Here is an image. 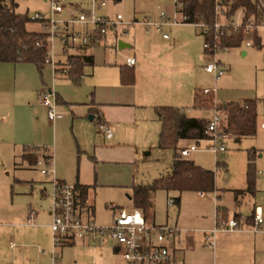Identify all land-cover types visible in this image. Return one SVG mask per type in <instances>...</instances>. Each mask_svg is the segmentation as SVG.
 Returning <instances> with one entry per match:
<instances>
[{
  "label": "rangeland",
  "instance_id": "obj_1",
  "mask_svg": "<svg viewBox=\"0 0 264 264\" xmlns=\"http://www.w3.org/2000/svg\"><path fill=\"white\" fill-rule=\"evenodd\" d=\"M59 1L62 4H77L82 8H89L90 6V0ZM47 10L48 4L43 0H20L16 6L17 12L26 13L28 17H32L35 12H46ZM161 10L172 13L174 11L173 1L109 0L107 7L99 11V13L110 15L121 13L125 20H132L133 18L141 20L144 16L155 18ZM58 17H65V14H60ZM27 27L31 30L42 32L39 24L34 21L28 22ZM141 28L140 26L136 28L138 34L141 32ZM132 30V26H129L128 33L122 38L124 39L131 35ZM164 31L169 33V35L173 33L178 41L177 44L180 43L181 47L178 48L177 55L174 56L173 64L165 65L164 68L156 70V74H161L159 78H151L153 81L161 82L160 85L162 87L158 89H161L162 93L160 95L162 97H171L170 90H174L173 85L180 83L181 89L178 92L182 94V97L178 98V100L176 99L178 107L182 106L181 108H184L186 112L189 111L190 115L199 114V112L192 110L194 109L192 107V94L196 89H198L197 94L201 99H207V97L202 95L200 90L215 87L216 101H233L237 103L245 99H254L256 101L258 117L257 131L254 136L242 137L237 143L234 142V137L229 138L225 141L226 150L224 152L214 154L208 150L198 149L190 152L187 156L188 159L193 160L205 169L215 171V188H234L245 186L249 162L248 155L253 153L255 187L264 193V180L262 179V173H264V128L261 126L264 119V45L260 48L245 47L248 52L246 56L241 55V49L239 48L220 51L217 57L224 61L227 70L215 84L212 75L205 73L203 66L206 64L207 59L201 55V49L199 50L201 58L198 59L195 55L198 46L200 45L201 48L202 45V37L199 34L200 28L198 26L179 24L173 27H166ZM261 35L264 39V30H261ZM108 49L105 54L100 51L94 52L97 58L96 75H98V78L95 83L98 90H102L101 86L105 87L115 84V81L113 84V80L116 77L115 70L106 69L108 71L101 76L104 70L103 66H107L108 62H123L126 57L132 56L134 53L138 59L142 52L137 45L132 46L130 49L119 50L115 47H108ZM54 52L56 59L63 57L59 64L70 66L71 71V58L76 56L75 53L70 51L64 56L61 45L55 41ZM188 53H190L189 56ZM85 67L86 65L82 69V74L78 75V78L72 75L62 76L59 72L54 73L53 66L50 63H45L41 72L35 67L39 78L38 91L51 87L56 92L58 85H61L64 86L65 90L60 89V93L70 95L78 103L85 102V99L94 90V88L92 89L94 87L93 84L86 85L85 83V80L89 77V74L84 70ZM99 72L101 74H98ZM55 76L60 81L53 85ZM155 89L157 88H153V90ZM142 90L144 91L141 95L138 94L139 97L146 94L145 91L147 89L142 88ZM35 97L32 98L31 104L33 101L38 100L37 93H35ZM212 103L213 98L211 103H209L210 111L202 113L209 119L214 116V111L211 109ZM35 108L26 109V113L22 112L24 115H22L18 125V138L22 137L25 141H28L30 135H32L33 140L25 142L28 147L50 148V152H55L54 147L56 145L58 156L56 157V163L55 155L52 162L55 177H62L69 184H74L79 177L81 182L95 185V190L94 192L92 191L90 198L95 206L97 224H108L112 214V210L108 208L110 202L125 207L130 206V202L127 201L125 196L124 187L119 185L130 184L132 180L147 184L160 175L167 173L170 168L173 151L171 149L161 150L156 147V129L151 130L152 133L148 140L150 146L143 148L142 142L145 130L140 126L136 130L130 129L131 132L128 133L126 132L127 130H124L117 141L121 144V147L109 149L110 141H104L98 133L96 118L91 121L88 119L87 114H82L85 123H74L72 119L74 116L70 109L66 106L64 108L58 105V109L64 112V117L57 120V137L54 141L52 132L55 122L48 119L44 107L38 108L35 105ZM79 111H74L76 118H78L77 114H79ZM29 132L31 133L30 135ZM154 141L155 144L152 146ZM189 142H192V140L187 141V143ZM203 144L204 142H200V145ZM101 145L103 148L97 149L98 153L102 152V156L105 158L116 157L120 162H95L92 159V156L95 155V146ZM183 145V143L180 144V146ZM28 150L35 151L31 148ZM20 152L21 147L16 150L12 141L0 138V223L2 225L13 222V219L8 214L16 209L24 210L28 207V209L33 208L38 211V208L48 206L50 203L49 198H44V201H41L44 186L47 187V191L52 196L53 177L51 175H42L39 172L40 167L36 164L29 165L27 162H22L18 158ZM38 152L43 151L40 150ZM36 156L37 160L44 157L41 153ZM98 176H100V181H96ZM212 193L206 192V196L200 198L194 191H185L181 196L182 205H184V215L187 214L186 216H188L192 212L209 215V213L213 212L214 202L212 198L214 195ZM175 194L169 193L167 195L163 190L156 192L154 198L155 220H153L155 224H163L167 221L168 223L174 222L177 206L175 204L172 206L168 205L167 198H173ZM13 234L14 231L11 229L7 230L5 227L0 226V264H51L53 253H58L57 256L61 264H121L119 255H114V253L109 252L105 248L100 251L98 248H93V246H83L79 241L62 249L60 247L55 248L52 242V233L51 240L48 243L42 244L43 246L39 247L38 251L36 246L32 247L35 253L26 257V255H20L22 250L20 246H24L26 249L31 248L30 245L34 239L22 237V233H17L15 234L16 236ZM175 264L183 263L177 262Z\"/></svg>",
  "mask_w": 264,
  "mask_h": 264
},
{
  "label": "crops",
  "instance_id": "obj_2",
  "mask_svg": "<svg viewBox=\"0 0 264 264\" xmlns=\"http://www.w3.org/2000/svg\"><path fill=\"white\" fill-rule=\"evenodd\" d=\"M183 25H190V24H183ZM138 26H140V28L142 27L141 25L132 26L133 32H131V35H129L124 39L122 38L119 41L116 49L119 50L125 48L130 49L132 46L134 47L135 45H137L142 50V52L140 53V57H138L137 59L134 53L132 56L126 57L125 61L123 62L120 63L108 62L107 66H103L104 70L102 74L100 72L98 73L101 74V76H103L108 71V70L106 71V69L115 70L116 77L115 80H113V84L115 81L114 85L105 86V87L101 86L102 90H98V87L95 83V80L98 78V75H96L97 58L95 57L94 52L100 51L101 53L105 54L109 50L108 47L111 46L104 45V46L87 47L83 49L82 52H78L75 50L72 51L73 53H75V55H82L89 57L92 61L91 64L86 65L84 70L89 74V77L87 78V80H85V83L86 85L93 84L94 87H92V89L94 88V90L90 93L89 97L85 99L86 100L85 102L78 103L76 99L71 98L70 95L66 93H60L59 91L60 89L65 90L63 88L64 86L58 85L57 91L55 92L53 90L56 93V97L58 100L57 105L63 106L64 108L66 106L70 109L71 113H73L74 116L72 117L74 123L75 122H78L80 124L85 123L82 114H87L88 119L92 121L95 118V114L98 110L102 113V118L108 124H110L111 129L113 131V135L110 139H105L102 134H100L99 132L98 133L102 136L104 141L107 142L110 141L108 145L109 149L121 147V144H119L117 141L124 130H127L126 132L128 133L131 132L130 129L136 130L139 129L140 126L143 128V130H145L143 133V142H142L143 148L150 146L148 140L150 139V135L152 131L155 129H156V138H157L156 147L158 148L161 121L159 120V117L155 112V107L164 106V105L178 107L177 100L178 98L180 99L182 97V94L178 92L181 89L180 83L179 84L176 83L175 85H173L174 90L173 91L170 90L171 97L168 96L162 97V95H160V93H162L161 89H158L159 87H162L160 85L161 82H156L151 80V78L156 79L157 77L159 78L161 76L160 73L158 74L155 73L156 70H160L164 68L165 65L173 64L174 56L177 55L176 52L178 48L181 47L180 43L177 44L178 41L176 39V36H174L172 33L173 36L170 35L169 39H164L159 32H156L154 30H152L149 34H146L144 32L143 27L141 28V32H139L138 34L136 30ZM191 26H195V25H191ZM27 29L30 31H34L29 29L28 27ZM36 32H40V31L37 30ZM199 34L202 37V43H203V36L200 32ZM260 37L262 40V44L264 45V39L261 33H260ZM110 39L111 38H108V41H111ZM237 48L241 49L240 51L242 56H246L248 54L247 50L245 49V46L230 47L228 50L237 49ZM200 49L202 51L201 55L205 57L202 45L201 48L199 45L197 51H195L196 58L198 59L201 58L199 51ZM189 55L190 53H188V56ZM62 58L63 57H58L57 59L61 61ZM128 58H134L135 60L134 65L132 66L127 65L126 60ZM220 61L227 70V66L224 63V61H222L221 59ZM121 67H125L126 69L132 72L133 83L131 84L121 83L120 81ZM205 73L207 72L205 71ZM37 75H38L37 70L35 66L31 63L0 62V138H4L12 141L13 146L15 147L16 150L17 148L21 147V152L18 154V158H20L22 162H27V164L29 165L36 164L34 162V159L37 157L36 155L40 153L45 157H47V155L50 156L51 163L54 161V155H55V163H56V157L58 156L56 145L54 147L55 152L54 151L38 152L40 150L35 149L36 147H33L35 151H29L27 149L28 146L25 144V142H29L30 140H33V137L32 135H30L31 134L30 132H29L30 139L28 141H25V139L22 137L18 138L17 136V132L19 130L18 125L20 123V120L22 119V115H24L22 114V112L26 113V109L35 108V105L38 106V108L44 107L39 101L41 91H38L39 78ZM57 81H60V79L59 78L57 79L55 76V79L53 80V85H55ZM217 81L214 80L215 84L217 83ZM142 88L145 90L147 89L148 91L146 90L145 91L146 94L145 95L143 94L141 97H139L138 94L141 95L142 92L144 91L142 90ZM153 88H157V89L153 90ZM197 91L198 89L194 90L192 94L193 98L194 95L197 93ZM35 93H37L38 100L33 101V103L31 104L32 98L35 97ZM214 98L216 101V97ZM174 100L176 101L174 102ZM216 102L219 104H223L224 102H229V101H223V102L216 101ZM78 105L81 106L78 107ZM79 110L80 111L82 110V112H80ZM192 110L194 112H199V114L190 115L188 113L189 111H187L186 113L188 116L205 118L209 120V118L207 116L202 115V113L209 112L210 109H192ZM74 111H79V114H77L78 116L76 115L79 119L75 117ZM63 117L64 114L58 116L53 120L55 122V124H53V132H52L54 141L57 137V127H56L58 123L57 120L62 119ZM232 137H234L235 143L239 142L240 139L242 138L235 136ZM181 143L184 144L182 148L188 144L187 141H181L180 144ZM154 144L155 141L152 144V146ZM102 148H103L102 145L95 146V151H94L95 155L92 156V159L95 162L98 161L100 162L106 161L110 163L120 162L118 161V159H116V157L113 158L103 157L102 152L99 153L97 152V149H102ZM161 150H166V149H161ZM183 158L188 159L187 156ZM171 164L168 172L160 175L159 177L170 174ZM55 173L57 174L56 170ZM55 178L59 181H64L62 177L57 176ZM98 180L100 181V176L97 177L96 181ZM76 183H78L79 185L88 186L84 198L83 197L81 198V195L79 196V203H80V207L88 208L90 210L91 217L93 221L96 223L95 206L92 199L90 198L92 191L94 192L95 190V185L81 182L79 177L75 180L74 184ZM137 184H143V183H138L132 180L130 184L124 183L123 185H119L124 187L125 196L127 198V201L130 202V206L125 207L123 205H118V204L117 206L124 208L132 207L131 200L129 197L130 186ZM245 188H246V181L244 187L215 188V190L212 193L214 195L212 198L214 202L213 212L209 213V215L200 214L198 212H192L189 213L188 216H186L187 214L184 215L183 212L184 205H182V200H181V196L185 191L176 192V191H166L164 189H158L165 191L167 195L169 193H176L175 197L167 198V201L169 198H172L174 200L173 204L177 206L176 218L172 223H168V221L163 223L177 228V233L174 235V237L170 242L173 264L177 262L183 264H264L263 234L252 233L247 229H241L232 232H228L224 230H216L213 234L211 233L215 226L216 214L218 212L217 210H219L221 216L225 219L234 216H239L241 214L250 216L255 206H261L262 209L264 210V193L261 192L262 190L256 189L255 187L254 194H249V193L235 194V192H237L238 190H243ZM78 192L80 193L79 190ZM156 192L152 197L153 219H150L152 221L155 220L154 198ZM194 192L198 194L200 191H194ZM204 194H206V192H204ZM41 195L43 197L41 201H44V198H49L50 203L48 206H45L44 208L42 207L38 208V211L35 210L36 213L32 222L29 223L27 220L29 209L32 208L28 209L27 207L24 210L16 209L15 211H12L8 214L13 219V222L7 223L6 225H2L0 223L1 227H5V229L7 230L11 229L12 231H14L13 234L14 236H16L15 234L17 233H22V237H31L32 239H34L33 243H31L30 245L31 248L26 249L24 246H20V248L22 249L20 255L23 256L26 255V257H28L29 254L31 255L35 253V250L32 247L36 246L38 251L39 247L43 246L42 244L48 243L51 240L50 239L51 230L49 227V223L51 220L50 217L51 194L49 191H47V187L44 186ZM205 196L206 195H204L203 197L200 196L199 197L204 198ZM176 197H178L179 199L178 203L176 202L175 199ZM173 204H171L170 206H172ZM112 215H113V211L108 223H110L112 219ZM208 235H210L211 239L214 242L213 246L209 245L206 242V236ZM76 241H79L80 244L83 246H93V248H98L100 251H103V249L105 248L108 249L109 252L114 253V255H119V253L117 252V248L115 247V244L106 238H100L95 240H93L90 237H86L84 239H73L65 242L60 248L62 249L63 247L66 246H72L76 243ZM61 249H60V253H61ZM120 263L122 264V261H120Z\"/></svg>",
  "mask_w": 264,
  "mask_h": 264
},
{
  "label": "built area",
  "instance_id": "obj_3",
  "mask_svg": "<svg viewBox=\"0 0 264 264\" xmlns=\"http://www.w3.org/2000/svg\"><path fill=\"white\" fill-rule=\"evenodd\" d=\"M14 1L17 3L20 0ZM43 1L48 4V10L35 12L32 17L28 18L39 24L45 36L47 47L45 63L52 64L54 73L59 72L63 76L71 75L70 66L60 65V60L55 58L54 41L61 45L65 56L70 51L82 52L83 49L92 46L107 45L116 48L122 36L128 33L129 26L141 25L146 34L154 30L159 32L164 39H169L170 35L164 31V28L190 24L200 28L203 36L202 47L207 59L203 67L217 81L226 72L217 54L230 48L221 44V39L237 34L252 36L257 33L260 35L261 30H264L263 0H252L259 4L262 13L260 16L251 15L248 18H245L244 8L231 11V0H213L215 18L210 26L202 21H190L189 16L180 11V0H172L174 4L172 13L161 10L155 18L144 16L141 20L136 18L125 20L121 13L113 15L99 13L107 7L109 0H90L89 8H82L73 3L62 4L59 0ZM6 2L2 0V3ZM60 14H65V17H58ZM108 38H111V41H108ZM241 46L252 47L253 39L251 37L243 39ZM126 63L132 66L135 60L128 58ZM215 90V87L200 90L202 95H212L211 109L214 111V116L208 121L204 138L193 140L180 149L182 157L198 149L208 150L214 154L224 152L226 150L225 141L233 136L225 129V116L219 103L215 101ZM40 103L46 108L50 121L64 114L58 109L56 93L52 88L41 90ZM95 118L98 132L105 139H110L113 131L110 124L102 118L99 110ZM261 126L264 128V119ZM200 142L204 144L200 145ZM35 149L43 152L50 151V148L45 147ZM36 165L40 167L39 172L42 175L53 177L49 227L55 248L73 239L106 238L115 244L122 264H173L170 242L177 233V228L166 224H155L152 220L146 219L140 209L119 207L112 202L108 205V208L113 211L110 223L97 224L93 221L90 210L80 207L76 185L55 178L50 156L39 158ZM262 177L264 179V173ZM198 194L200 197L205 195L202 191ZM167 203L171 205L174 200L169 198ZM35 213L33 208L30 209L27 219L29 223L32 222ZM241 229L264 235V210L261 206H255L250 216L241 214L238 217L225 219L217 213L215 226L211 233L213 234L216 230L232 232ZM206 242L211 246L214 244L210 235L206 236ZM51 264H61L57 253L52 254Z\"/></svg>",
  "mask_w": 264,
  "mask_h": 264
},
{
  "label": "trees",
  "instance_id": "obj_4",
  "mask_svg": "<svg viewBox=\"0 0 264 264\" xmlns=\"http://www.w3.org/2000/svg\"><path fill=\"white\" fill-rule=\"evenodd\" d=\"M231 11L244 8L245 18L251 15L260 16L262 13L259 4L252 0H231ZM264 2V0H263ZM181 13L188 15L192 22H204L211 25L214 22L213 0H180ZM17 3L0 0V62H24L35 65L39 72L42 71L46 58V42L42 32L30 31L26 25L30 22L26 13L16 11ZM253 39V47L263 46L259 34L252 36L244 34L224 37L221 44L228 47H240L243 39ZM38 43V45H37ZM91 59L86 56L76 55L71 58L72 76L82 74L85 65L91 64ZM130 76V77H129ZM120 81L122 84L133 83L132 72L125 67L120 68ZM207 99H201L196 93L193 98L194 109H210L209 103L212 95H206ZM209 97V98H208ZM57 100V97H56ZM58 101V100H57ZM225 116V129L235 137L253 136L257 130V109L254 99H245L240 103L229 101L220 105ZM155 112L161 121L158 148L171 149L173 159L171 172L166 176L154 179L149 184H137L130 186V200L132 207L140 209L146 219H153L152 197L158 189L166 191H202L213 192L215 190V173L211 169H205L192 160L180 155L181 141H193L204 138L208 119L188 116L186 110L177 106H157ZM27 149H29L27 147ZM31 149H34L31 147ZM37 158V157H36ZM34 162H37V159ZM254 154L248 155V168L246 172V188L238 190L235 194L255 192L254 179ZM80 191L81 198L86 195L88 186L75 184ZM178 203V197L175 198ZM217 213H220L217 210ZM238 217V216H234ZM250 222V220H249Z\"/></svg>",
  "mask_w": 264,
  "mask_h": 264
}]
</instances>
